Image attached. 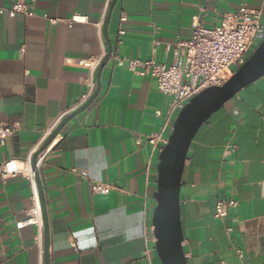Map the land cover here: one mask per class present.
Listing matches in <instances>:
<instances>
[{"label": "crops", "instance_id": "0c3cea01", "mask_svg": "<svg viewBox=\"0 0 264 264\" xmlns=\"http://www.w3.org/2000/svg\"><path fill=\"white\" fill-rule=\"evenodd\" d=\"M16 1L28 4L32 15L0 14V123L21 129L0 145V165L31 160L87 90L88 71L79 61L105 57L108 42L113 48L95 101L41 153L49 264H163L153 213L164 144L152 145L150 138L160 133L168 140L175 121L168 114L171 97L115 57L169 66L193 24L220 26L242 5L261 10L264 24V0H117L107 37L106 0H0V9ZM74 16L87 22L71 23ZM92 183L115 189L95 194ZM229 198L237 206L216 218V202ZM32 206L25 176L0 177V264H44L43 228L41 242L36 226L17 228ZM180 208L188 264H264V77L196 134Z\"/></svg>", "mask_w": 264, "mask_h": 264}, {"label": "built area", "instance_id": "2783aa9c", "mask_svg": "<svg viewBox=\"0 0 264 264\" xmlns=\"http://www.w3.org/2000/svg\"><path fill=\"white\" fill-rule=\"evenodd\" d=\"M111 2L112 0H106V11ZM0 14H7L10 17L19 14L29 16L32 15V11L25 2L16 1L9 9H0ZM125 20L126 18L123 16L121 22L123 23ZM70 22H87V20L74 16ZM52 23H56V20H52ZM101 25L102 23L99 24V27ZM119 34L123 36L125 32L120 30ZM263 40L264 24L261 10H249L242 5L236 12L226 14L220 26L209 28L202 24H193L190 38L179 43L180 56L169 66L159 64L154 60H127L118 57H115V60L118 66L127 65L134 74L149 76L154 79L158 91L171 97L168 114L169 119L175 120L179 112L193 97L208 88L223 86L245 64L249 54ZM103 58L104 54L97 58L79 61V66L88 71V77L86 79L87 90L76 109L85 104L94 94L96 90L95 72ZM20 129L21 126L17 123H0V145H4ZM150 143L152 145L163 143L165 146L168 140L157 133L151 136ZM40 157L41 155L38 157V164ZM18 175L25 176L30 182L33 192V206L28 211L27 219L17 224V228L22 229L29 225L36 226L40 234L38 241L41 242L43 218L31 160H9L0 165L1 178L8 179ZM81 175L84 178L88 177L87 172H82ZM91 189L95 194L107 195L115 187L92 183ZM237 204V201L231 198L218 200L215 206V217L218 219L226 218L230 210L235 208ZM238 254L243 257L241 251Z\"/></svg>", "mask_w": 264, "mask_h": 264}, {"label": "water", "instance_id": "95a60500", "mask_svg": "<svg viewBox=\"0 0 264 264\" xmlns=\"http://www.w3.org/2000/svg\"><path fill=\"white\" fill-rule=\"evenodd\" d=\"M116 1L112 0L104 22L105 37H107V28ZM112 51L113 48L108 42L106 56L97 71V87L93 96L81 107L64 117L31 158L43 218L44 264H49V221L38 172V157L60 135L70 120L88 109L95 101L100 90V73L109 62ZM262 77H264V40L252 52L245 64L223 86L208 88L193 97L175 119L168 143L159 155L158 187L155 193L157 205L153 213L156 249L163 264H188L182 246L184 235L181 222L180 192L188 153L196 134L214 113L223 108L240 91Z\"/></svg>", "mask_w": 264, "mask_h": 264}, {"label": "rangeland", "instance_id": "374dc122", "mask_svg": "<svg viewBox=\"0 0 264 264\" xmlns=\"http://www.w3.org/2000/svg\"><path fill=\"white\" fill-rule=\"evenodd\" d=\"M258 45H259V44H258ZM258 45H257V46H258Z\"/></svg>", "mask_w": 264, "mask_h": 264}]
</instances>
